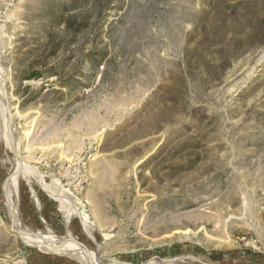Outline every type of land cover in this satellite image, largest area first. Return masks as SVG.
I'll use <instances>...</instances> for the list:
<instances>
[{
	"label": "rangeland",
	"instance_id": "obj_1",
	"mask_svg": "<svg viewBox=\"0 0 264 264\" xmlns=\"http://www.w3.org/2000/svg\"><path fill=\"white\" fill-rule=\"evenodd\" d=\"M0 81V264H264V0H0Z\"/></svg>",
	"mask_w": 264,
	"mask_h": 264
},
{
	"label": "bare ground",
	"instance_id": "obj_2",
	"mask_svg": "<svg viewBox=\"0 0 264 264\" xmlns=\"http://www.w3.org/2000/svg\"><path fill=\"white\" fill-rule=\"evenodd\" d=\"M1 83H3L2 81H0V89L2 88V86H1ZM1 91V90H0ZM2 100V99H1ZM3 104V103H2ZM4 105V104H3ZM2 107H4V106H1V110H2ZM6 107H7V105H6ZM8 109V108H7ZM2 113H3V111H2ZM10 130V129H9ZM12 133V132H11ZM12 135H13V133H12ZM13 138H14V136H13ZM14 140H15V150H16V158H18V155H17V148H18V145H19V139L17 140V139H15L14 138ZM16 161V163L15 164H13V166L11 167V169H13L16 165H17V163L19 164V161H17V159L15 160ZM25 163V162H24ZM26 164V163H25ZM24 164V165H25ZM28 165V164H27ZM20 167L22 168L23 167V165L22 164H20ZM27 167V166H26ZM30 167V166H29ZM28 168V167H27ZM11 169H10V171H11ZM28 170V169H27ZM9 171V172H10ZM19 171L20 172H23V170H21V169H19ZM17 172H18V170H17ZM26 173V172H25ZM10 177L12 178V180L13 181H11L12 182V187H13V184L16 186V177H17V175L14 177L13 175H10ZM109 180V179H108ZM11 186V185H10ZM18 192H17V186H16V194H17ZM12 194H13V192H12ZM11 194V195H12ZM14 196L12 195V196H10V194L9 195H7V203H8V207H9V209H10V207H11V209L13 208V205L15 206V208L16 209H18L17 208V196L15 197V201H14V198H13ZM14 203V204H13ZM14 209V208H13ZM16 218V222L19 224V215L17 214V216L15 217ZM20 225V224H19ZM17 227V226H16ZM19 228V227H18ZM19 232V231H18ZM20 235L24 238V239H26L27 241H29V242H32V243H36V244H34V245H37V246H45L46 248H49V249H52V250H55V251H57V252H59V253H70V252H72V251H77V250H79V251H81L82 253H84L83 252V250H81V249H79L78 248V246H77V244L76 243H74V242H72V243H70L71 245H69V244H65V245H59V244H55V243H52V242H50V241H47V240H45L43 237H41L40 235H39V238L38 239H35V238H32V237H30V236H27L25 233H24V231L22 230V228H20ZM52 235V234H51ZM55 238V237H54ZM48 239V238H47ZM59 240V239H58ZM56 242V241H55ZM59 243V242H58ZM85 251V250H84ZM85 254V253H84ZM86 256V255H85ZM88 256V255H87ZM90 256H92V258H94V256L96 257V255L92 252V253H90ZM90 256H88L89 258H90ZM86 258V257H85ZM87 259V258H86ZM91 259V258H90ZM105 260V259H104ZM92 261V260H91ZM106 261V263L107 264H121L118 260H113V259H106L105 260ZM89 264H90V262H89Z\"/></svg>",
	"mask_w": 264,
	"mask_h": 264
},
{
	"label": "water",
	"instance_id": "obj_3",
	"mask_svg": "<svg viewBox=\"0 0 264 264\" xmlns=\"http://www.w3.org/2000/svg\"><path fill=\"white\" fill-rule=\"evenodd\" d=\"M4 91V90H3ZM2 99L4 100L5 104L7 105V113H6V120H7V125H8V128L10 129V131L13 133V136L15 139H19V136L17 134V130H16V127H15V122L12 118V114H11V110H10V107H9V103L7 101V98L5 96V93L2 94ZM17 155H18V158L21 156V151H20V144L18 145V148H17ZM16 173L17 172V165L11 169V171L8 173V176L9 175H13L14 177L17 175ZM16 221V220H15ZM19 226L22 228V230L24 231V233L27 235V236H30L32 238H35V239H38L39 236L38 234H36L35 232H33L32 230H30L22 221L21 219L19 218ZM38 248H40L39 246H36ZM49 252V251H48ZM55 254H58V255H61V256H67V257H70L69 255H65V254H61V253H56L54 252ZM97 263L98 264H107L106 261L104 259H101L97 256Z\"/></svg>",
	"mask_w": 264,
	"mask_h": 264
}]
</instances>
